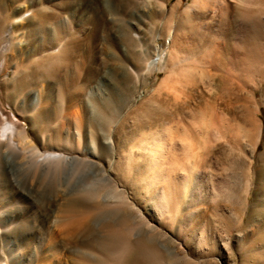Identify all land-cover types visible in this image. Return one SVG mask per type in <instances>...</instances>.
<instances>
[{
    "label": "rangeland",
    "instance_id": "1",
    "mask_svg": "<svg viewBox=\"0 0 264 264\" xmlns=\"http://www.w3.org/2000/svg\"><path fill=\"white\" fill-rule=\"evenodd\" d=\"M0 1L6 9L28 4V0ZM161 1L157 0L158 4ZM157 2L152 0L153 4ZM176 2L168 1L166 12ZM224 3L227 7L220 2L215 4L219 7H214L218 10L210 6L206 11L204 23H212L216 34L218 11L226 17L237 6L229 0ZM189 4L191 0H182L180 12ZM41 5L46 8V16L62 12L73 22L71 51L76 55L77 70L71 76L78 88L87 92L85 98L110 118L109 134L108 127L105 131L95 129L102 145L112 154L108 172L119 187L112 182L111 188L118 189L116 197L122 199L119 206L110 209L128 213L138 221L132 238L142 236L150 220L158 245L176 258L174 264H264V72L263 79L259 73L252 78L251 87L241 82L231 87L225 82L223 87L219 83L222 88L218 82L208 86L198 71L179 79L163 74V55L158 68L150 64L158 56L153 49L163 50L167 38L159 30V6L152 10L145 0H41ZM197 25V31L207 36V24ZM145 56H149L147 62ZM144 65L146 70L140 73L139 68ZM148 68L154 69L147 72ZM3 80L0 75V87ZM100 111H90V115L96 119ZM161 116L166 119V127L178 125L179 130L185 127L190 131L187 140L193 143L192 151L196 153L191 155L193 152L182 149L183 134L176 132L175 126L168 132L171 151L165 152L167 162L162 168L166 181L158 182L157 175L149 170L150 161L145 154H136L139 158L129 162L127 152L134 141L142 145L141 135L153 131L155 119ZM20 123L27 130L31 126ZM207 128L212 132L206 134ZM6 162V177L19 187L22 183L17 179V168L10 158ZM92 175L93 167L75 177L67 171L60 188H46L44 193L32 188L29 181L23 184L29 189L26 205L32 206L34 214L28 224H24L25 216L23 223L13 224L20 237L4 238L5 250L11 257L16 256L12 263L18 262L17 256L27 241L21 237L22 232L26 230L28 234L32 226L37 229L32 246L42 243L35 264L41 259H49L52 264H73L79 252L86 251L80 230H74L73 225L69 226L72 231L63 226L61 233L56 221L68 218L65 203L77 196ZM185 181L188 186H183ZM164 193L171 198V220L159 216L166 212L160 206ZM54 234L53 243H48ZM55 250L62 255L61 262L53 260ZM21 261L20 264H29L25 258Z\"/></svg>",
    "mask_w": 264,
    "mask_h": 264
},
{
    "label": "bare ground",
    "instance_id": "2",
    "mask_svg": "<svg viewBox=\"0 0 264 264\" xmlns=\"http://www.w3.org/2000/svg\"><path fill=\"white\" fill-rule=\"evenodd\" d=\"M168 1L162 0L156 5L152 0H145L152 10L159 6L158 26L161 23L159 30L167 38L163 50L153 49L158 51V56L151 66L156 64L158 68L160 55H163V74L179 79L198 71L210 87L216 82L218 87L219 83L223 87L225 82L227 86L238 82L250 86L256 74L264 77L261 75L264 72V0H229L237 6L232 14L224 15L225 18L218 11V34L213 32L212 23H204L208 17L206 11L210 6L216 9L219 6L215 4L220 2L226 6L225 0H191L182 12V0H177L166 12ZM27 3L6 9L0 1V75L4 76L0 87V264H14L16 258L15 255L11 257L3 244L9 235L20 237L13 224L24 221L22 216L27 219L24 224L33 218L32 206L26 205L29 189L23 184L29 181L32 188L43 193L46 188L56 191L65 172L69 171L75 177L87 167H93L95 175L77 191L75 198L65 203L64 212L68 218L64 222L56 221L59 232L63 231V226L73 225V229L78 228L84 237L82 246L86 251L79 252L73 264H174L176 258L158 245L150 220L146 231L134 240L132 236L139 226L138 221L128 213L110 209L119 206L122 199L116 197L119 190L111 188L115 182L108 172L112 154L102 145L95 129L108 127L109 130H105L109 134L110 118L85 98L87 92L78 88L77 81L71 76L77 70L76 55L71 51V18L62 12L46 16L41 0H28ZM198 23L207 24V36L197 31ZM148 57H144L146 62ZM139 70L144 73L146 65ZM95 110L100 111L96 119L90 115V111ZM20 121L31 123V126L27 130ZM166 126L163 116L155 119V129L141 135L142 145H136L132 140L135 143L130 144L127 152L129 162L139 158L136 154H145L150 161L149 170L157 175L158 182L166 179L162 168L167 162L165 152L171 151L168 132L176 125ZM175 128L183 134L182 149L193 152L190 131L185 127L179 130L178 125ZM209 129L206 134L212 132ZM114 147L116 153L117 146ZM9 158L19 173L17 179L22 183L19 187L6 177ZM186 183L183 186H188ZM115 186H118L117 182ZM170 200L164 193L160 206L166 212L159 216L168 217ZM168 218L173 217L169 214ZM36 233L34 226L28 234L26 230L22 232L21 237L27 240L22 251L26 253L19 252L17 264L24 258L29 264H35L39 258L42 243L34 247L31 244ZM54 239L55 234L48 243H53ZM52 257L56 262L63 259L56 250ZM39 264H52V261L41 259Z\"/></svg>",
    "mask_w": 264,
    "mask_h": 264
}]
</instances>
